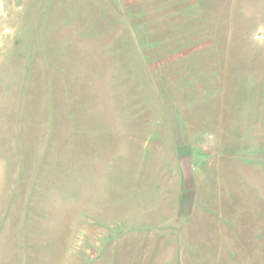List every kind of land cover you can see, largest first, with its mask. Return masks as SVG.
<instances>
[{"label":"rangeland","instance_id":"374dc122","mask_svg":"<svg viewBox=\"0 0 264 264\" xmlns=\"http://www.w3.org/2000/svg\"><path fill=\"white\" fill-rule=\"evenodd\" d=\"M129 1L0 0V264H264V0L160 59Z\"/></svg>","mask_w":264,"mask_h":264},{"label":"crops","instance_id":"0c3cea01","mask_svg":"<svg viewBox=\"0 0 264 264\" xmlns=\"http://www.w3.org/2000/svg\"><path fill=\"white\" fill-rule=\"evenodd\" d=\"M182 3L184 5L186 4V7L191 10L192 14L193 12L196 14V20L193 19V16H189L188 19L182 18L183 13L181 14L180 12V15L178 11V9L182 8ZM175 4L179 8H175L177 10H174L173 13L171 11L168 12L166 8L172 7ZM232 6L233 3L228 4L226 7L231 8ZM222 7L223 6L220 8ZM205 8L212 10L216 7L212 5L211 0H131L127 5V12L130 18V24L135 31L132 32L136 35L138 41H141L142 47L144 44L145 46H149L150 42H152V46L153 48H156V54L160 59L180 53L184 50H187L191 46L198 44L199 42L208 41L212 37L211 21L208 18L206 13L207 10ZM150 12H159V14H156L150 18L148 16ZM162 12H166V20L164 19V13ZM157 16H159L157 18V25L159 26L163 22L165 25L163 27H156L158 37L155 38L153 37L155 32L153 18ZM141 17H144L143 20H140ZM136 26H140L141 29ZM162 31L168 33L167 36L169 37L166 38V36L162 38ZM155 42L156 44H154ZM245 114V121L255 122L253 123L254 136L258 137V133L255 132L258 129L257 125L259 126L260 130H263L262 134H264V102L263 104L259 102L255 103L254 105H250L249 108L246 109ZM258 120H260L259 124L256 122Z\"/></svg>","mask_w":264,"mask_h":264}]
</instances>
